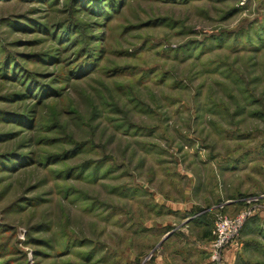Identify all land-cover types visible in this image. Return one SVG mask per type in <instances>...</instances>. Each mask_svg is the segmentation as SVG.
I'll return each instance as SVG.
<instances>
[{
	"label": "rangeland",
	"instance_id": "obj_1",
	"mask_svg": "<svg viewBox=\"0 0 264 264\" xmlns=\"http://www.w3.org/2000/svg\"><path fill=\"white\" fill-rule=\"evenodd\" d=\"M264 264V0H0V264Z\"/></svg>",
	"mask_w": 264,
	"mask_h": 264
},
{
	"label": "built area",
	"instance_id": "obj_2",
	"mask_svg": "<svg viewBox=\"0 0 264 264\" xmlns=\"http://www.w3.org/2000/svg\"><path fill=\"white\" fill-rule=\"evenodd\" d=\"M251 217L250 212L243 211L237 217L229 218L226 216L218 217L213 223L214 239L211 241L210 259L213 264H220L225 249L231 247L237 240L240 228ZM264 226V221H263Z\"/></svg>",
	"mask_w": 264,
	"mask_h": 264
},
{
	"label": "crops",
	"instance_id": "obj_3",
	"mask_svg": "<svg viewBox=\"0 0 264 264\" xmlns=\"http://www.w3.org/2000/svg\"><path fill=\"white\" fill-rule=\"evenodd\" d=\"M200 228L204 229V228H208L207 232H204L200 235L199 239H195V238H191V240H188L189 245L188 246H194V248H206V244L207 241L212 238V234H214V230L213 227L210 223H202V225H200ZM199 243H203L202 247L200 246L201 244Z\"/></svg>",
	"mask_w": 264,
	"mask_h": 264
}]
</instances>
